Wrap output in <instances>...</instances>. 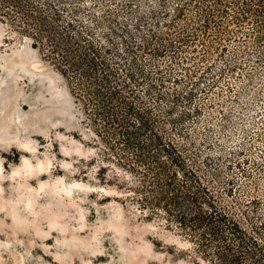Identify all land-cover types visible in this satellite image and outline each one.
Instances as JSON below:
<instances>
[{
	"label": "rangeland",
	"instance_id": "1",
	"mask_svg": "<svg viewBox=\"0 0 264 264\" xmlns=\"http://www.w3.org/2000/svg\"><path fill=\"white\" fill-rule=\"evenodd\" d=\"M71 1L103 21L116 19L108 18L110 9L121 21L131 19L117 5L124 0ZM139 1L157 11L178 2L137 0L139 20L149 11ZM225 52L227 57L216 46L205 59L197 55L191 63L196 84L184 71L172 73L171 80L188 82L178 112L189 113L190 138L167 128L221 204L245 225L244 212L260 225L264 43L230 42ZM230 58L234 62L226 66ZM167 86L170 93L178 88L171 81ZM92 140L68 79L0 16V264H198L177 231L125 205L116 186L103 183Z\"/></svg>",
	"mask_w": 264,
	"mask_h": 264
},
{
	"label": "trees",
	"instance_id": "2",
	"mask_svg": "<svg viewBox=\"0 0 264 264\" xmlns=\"http://www.w3.org/2000/svg\"><path fill=\"white\" fill-rule=\"evenodd\" d=\"M136 1L117 4L126 21L112 9L116 19L85 15L71 0H0V16L68 79L92 133L98 177L116 186L122 203L164 220L198 264H264V221L244 212L245 225L227 210L176 142L190 138L189 113L178 112L189 91L182 78L171 80L179 69L196 84L191 63L216 46L227 57L230 42L263 44L264 0H178L168 11L139 1L149 10L140 20ZM169 81L178 85L172 93Z\"/></svg>",
	"mask_w": 264,
	"mask_h": 264
}]
</instances>
